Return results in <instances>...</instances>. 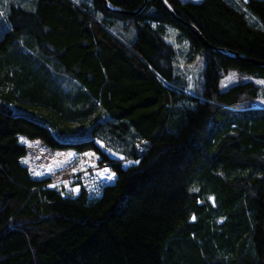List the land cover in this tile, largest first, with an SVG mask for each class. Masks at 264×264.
<instances>
[{"label": "trees", "instance_id": "obj_1", "mask_svg": "<svg viewBox=\"0 0 264 264\" xmlns=\"http://www.w3.org/2000/svg\"><path fill=\"white\" fill-rule=\"evenodd\" d=\"M211 45L264 62V0H166ZM128 12L145 0H108ZM0 38V264H264V67L207 50L157 0L11 7ZM19 17V18H18ZM169 29L202 60L190 88ZM20 137L93 152L90 199L34 179ZM99 143L134 164L124 167ZM139 161V163H136ZM195 217V219H193Z\"/></svg>", "mask_w": 264, "mask_h": 264}, {"label": "rangeland", "instance_id": "obj_2", "mask_svg": "<svg viewBox=\"0 0 264 264\" xmlns=\"http://www.w3.org/2000/svg\"><path fill=\"white\" fill-rule=\"evenodd\" d=\"M183 1L198 2L200 0ZM12 6L32 10L34 8V0H0V38H2L6 31L12 30L13 26L9 20ZM178 34L177 31L169 29L168 41L176 48L181 62L180 66H182L184 74L188 77L189 86L192 89L200 78L202 60L199 59V61L189 64L188 67L183 63L188 45L187 43L180 45L177 42ZM245 80H251L262 88L259 105H264V84L258 83L264 80L242 79L237 73L230 72L222 79L221 89L226 90ZM21 138L25 142L22 143ZM19 141L28 150V155L21 161L23 166L30 170L34 179H51V183L48 186L61 191L64 197L75 198L79 195L81 189L85 188L89 192L90 199L95 200L100 197L102 189L105 186L112 185L116 181V175L114 179H108V176L114 173L110 166H101L99 164V157L95 153V155H86L93 152L79 154L72 150H51L39 140L32 141L25 137H20ZM99 146L108 156L121 161L124 167L134 164L131 159H122L120 156L112 153L103 143H99ZM24 161L28 162L24 163ZM105 169L109 171L106 172ZM75 189H79V191L77 192Z\"/></svg>", "mask_w": 264, "mask_h": 264}, {"label": "water", "instance_id": "obj_3", "mask_svg": "<svg viewBox=\"0 0 264 264\" xmlns=\"http://www.w3.org/2000/svg\"><path fill=\"white\" fill-rule=\"evenodd\" d=\"M104 8L107 11L113 12V13H117V14H121L124 16H128V17H135L137 15H140L146 8L147 3L149 0H145V3L143 4V6L135 11V12H128L122 9H118L114 6H112L108 0H101ZM159 1L164 7L165 9L168 11V13L170 14V16L172 17V19L177 22L178 24H180L181 26L185 27L186 29H188L193 35H195L199 41L202 43V45L209 51H212L214 53L217 54H221L224 56H228L236 61H240V62H244V63H248V64H252V65H256L259 67H264V62L261 61H256L254 59H251L245 55H241L235 52H232L230 50L227 49H223V48H218L215 47L213 45H211L209 42H207V40L203 37V35L200 33V31L193 26L192 24L188 23L187 21L183 20L182 18H180L179 16L176 15V13L173 11V9L171 8V6L167 3L166 0H157Z\"/></svg>", "mask_w": 264, "mask_h": 264}, {"label": "snow or ice", "instance_id": "obj_4", "mask_svg": "<svg viewBox=\"0 0 264 264\" xmlns=\"http://www.w3.org/2000/svg\"><path fill=\"white\" fill-rule=\"evenodd\" d=\"M258 83H261V84H264V81H259ZM21 142H25L23 140V138H21ZM86 155H95L94 153H91V154H86ZM123 159V157H121ZM28 161H24V163H27ZM136 163H139V161H136ZM93 167H95V165H93ZM106 172H108L109 170L105 169ZM115 178V173H111L109 176H108V179H114ZM54 186V185H53ZM75 191H79V189H75ZM193 219H195V217H193Z\"/></svg>", "mask_w": 264, "mask_h": 264}]
</instances>
